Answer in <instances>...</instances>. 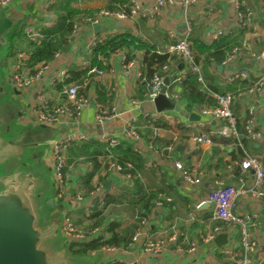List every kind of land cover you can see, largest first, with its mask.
I'll return each instance as SVG.
<instances>
[{"label": "crops", "instance_id": "obj_1", "mask_svg": "<svg viewBox=\"0 0 264 264\" xmlns=\"http://www.w3.org/2000/svg\"><path fill=\"white\" fill-rule=\"evenodd\" d=\"M46 2L47 0H11L6 6L0 7L1 29L5 30L4 36L10 35L13 25L23 20H25V26L29 22H38L43 28L45 22L52 20L48 8H43ZM107 3L108 0H71L70 6L81 11L98 12L104 10ZM131 4L133 8H136V14L126 15L123 18H118L115 13L103 16L100 20V28L96 32H94L93 26L81 25L77 32L72 34L67 48L57 53L49 62L48 68L43 72L42 76L21 93L16 91L8 81L7 67L10 58L6 56L4 48L0 50V80L2 76V80L12 89V99L16 101L17 105V108L12 112L3 109V114L0 113L3 124H6L2 130L3 137L15 140V146H17L19 140L24 138L20 129L40 126L48 130V135L43 139L30 132V136L33 137L32 143L23 144L22 147L27 150L31 148V150L28 154L23 151L22 162H25L28 169L41 178L37 171L31 168L27 161L24 160L25 156L36 158L35 156L38 152L34 149L37 145L41 146L40 159L49 174L48 180L52 189L54 186L51 180L45 143L47 140L59 136L60 133L68 131L69 128L65 125L58 127L39 125L33 122L30 109L35 104L37 88L41 85L49 91L52 88L49 83L50 80L60 70L72 66L80 67L85 65L89 44L94 39L129 31L144 41L155 43L158 47L167 49L184 33L185 18L181 0H172V3L157 8H154L155 0H131ZM248 6L253 10L252 22L246 28H238L235 25L236 11L234 0H196L188 11L191 17L190 35L194 39L190 40L192 42V51L198 55L224 47H231V51L235 46L239 48L231 63H212L207 67L203 75L205 81H203L206 89L211 93H233L235 99L231 105L232 112L235 115L238 113L240 117H245V123L250 116L253 117L255 120L254 130L260 133L262 138L252 139L249 136L254 144L252 155L260 157L264 168V0H251L248 2ZM139 11L145 13V15L140 16L138 14ZM79 16L80 14L75 19ZM30 49L28 42H24L20 45L17 52L21 50L29 52ZM142 54L143 50L136 49L133 52L132 63L129 66H125L123 62L125 52H115L107 60L109 63L108 69L104 70L102 76H98L97 79L111 92L112 99L108 105L114 106L117 111V116L106 121L103 125L96 124L94 120L95 107L92 102L93 97L98 101L94 86L92 83L88 87L86 86V93L91 101L81 109L79 129L89 139L101 141L99 139L103 134L122 138L125 121L134 119L135 123L141 117H146V115H150L155 110L153 103L145 100L144 95L141 99L136 95L135 84L141 75L143 67ZM172 65L173 67L170 68L169 72L171 77L173 76L174 78L178 72L184 73L182 71V63L178 64V66L181 65L179 68L175 67L174 64ZM217 65L221 66L218 67ZM241 68H246L249 71L247 78L232 81L228 79L232 71ZM239 81H246V84H239ZM200 89L206 93L202 85H200ZM3 92L4 88L0 84V94ZM237 93L241 96H237ZM133 99L138 101L135 107L130 104ZM172 102L179 105L180 109L179 111L168 109V112L173 115V120L168 122L161 118L165 123V127L152 128L154 134L161 140V148L149 141L146 134L139 135L138 140L134 143V148L136 147L146 160L145 168L140 173L142 184L151 188L163 189L164 192L160 193L159 197L163 195L170 198V200L162 199V203L158 204L156 203L159 200L158 198L154 202L151 212L140 221L139 227L135 229L132 235L137 230L143 232L145 236L151 239L175 235V241L170 244L166 251L159 255H153L143 251L142 246L138 242H133L131 235L127 238L125 244L114 245L115 249L112 252L99 250L95 253H90L88 259L79 260L82 264L115 259L124 261L126 264H220L218 253L224 255L220 251L221 248L217 247L214 241L203 242L200 235L216 225H221L224 229H227V224L215 217L216 209L212 203H208L203 207H197L196 205L208 198L210 192L214 193V189L221 186L224 179L229 180L232 166L238 164V162L233 161L226 167L217 169L214 168V165H216L218 159L231 160L229 153L236 146L213 141L210 145L196 143L194 137L200 133L209 134L217 126V121L200 114L201 109L205 105L198 110L187 111L185 101L181 98L178 97ZM1 109L0 105V111ZM192 112L197 113L200 119L190 121L188 114ZM7 115L10 116L8 123L5 120L8 119ZM200 121H204L206 124L200 126L198 124ZM177 122L180 123L181 128L175 126ZM10 125L18 132L13 133L11 136H5L4 132L10 130ZM213 137L219 138L218 136ZM165 145L167 146L165 147ZM175 160L180 161L185 168L199 175L201 177L200 183L191 189L185 188L179 172L173 167V161ZM13 161L18 162L17 159H13ZM10 165L12 169L18 163ZM85 168V164L80 161L67 168L68 180L65 192L61 197L56 194V199H59V208H56L55 211L60 213L62 218L64 214L69 215L72 220L80 212L86 215L85 209L80 204L81 201L75 198L76 193H81L84 198L82 203H85L87 194L81 188V179ZM242 174L243 176L240 178L248 186L251 181V174L244 171H242ZM98 179L103 180L104 183L109 181L108 186L105 184V190L108 194L116 195L122 190L133 188L131 181L125 182L118 177H109L103 173L102 169L96 173L93 181ZM239 183L240 180L238 183L232 182V186H236ZM46 186L47 184L45 183L41 190L42 196ZM48 198H52L54 202L53 196L47 195L45 201ZM258 204L259 201L244 195L237 198L234 209L253 210L258 207ZM137 211L129 209L124 202L123 204L109 205L104 211L107 218L103 224L106 225L110 220L115 219L122 226H130L136 219ZM60 225L61 223L58 224L59 234L61 235ZM76 226L78 229L83 230L78 225ZM251 232L260 243H264V215L259 217L256 225L251 228ZM190 236L194 237L187 245L186 242ZM65 243L67 242L65 241ZM192 243H195V249L192 252L179 251V249L190 248ZM260 255L257 253V256Z\"/></svg>", "mask_w": 264, "mask_h": 264}, {"label": "built area", "instance_id": "obj_2", "mask_svg": "<svg viewBox=\"0 0 264 264\" xmlns=\"http://www.w3.org/2000/svg\"><path fill=\"white\" fill-rule=\"evenodd\" d=\"M11 0H0V7L6 6ZM54 0H47L43 8L46 9ZM251 0H234V7L236 11L235 25L238 28L248 27L253 19V10L248 6V2ZM196 2V0H181L183 14H184V33L173 44L169 45L166 49L167 52L176 55L181 59L182 64L189 66L193 72L197 74L198 80L202 87L206 90V94L214 99V105H205L201 109L203 116L211 117L214 121H217V126L210 131L209 134L200 133L194 137L196 143L199 144H212L211 135L225 138H238L239 134L236 129V116L231 110V105L235 99V95L231 92L211 93L204 84L201 75V64L193 62L192 42L189 38L191 33V17L189 16V9ZM172 3V0H155V7L167 5ZM136 8L131 6L130 15H134ZM112 14L107 10H101L95 13L93 16L80 15L74 22L72 28V34L77 32L81 25L94 26L100 24V20L103 16ZM118 18L126 16L123 12H115ZM140 16H144L145 13L139 11ZM42 26L38 22H29L24 27V34L26 42L30 41L34 44H39L42 38ZM94 39L89 47L94 43ZM136 49H133L135 52ZM239 48L233 47L230 55L222 60L221 64H228L234 60L235 55L238 53ZM132 52V53H133ZM29 52L21 50L16 52L15 56L10 58L7 71L8 81L11 86L21 93L39 77L48 68L49 63L39 64L35 67L26 66V60H28ZM123 56V62H124ZM264 59V58H263ZM132 61L124 62L125 66H129ZM173 61L168 59L166 63L158 67V70L152 75L150 81L147 84V92L144 94V99L152 102L153 99L159 94L163 84V73H169ZM67 69H62L54 78L50 80L49 91L44 86H39L35 95V104L30 109L33 122L39 125L49 126H62L65 125L69 128L68 131H64L55 138H51L46 141V155L49 159V167L51 172V180L56 190L58 197H61L66 188L68 173L66 169L67 151L72 141L87 140L89 139L79 129V116L82 107L90 103V99L87 96L86 79L83 83H69L63 85L60 89L54 87L56 82H60L66 76ZM88 73H94L97 76H102L104 70L91 67ZM249 76V71L246 68L235 69L229 74V80L245 79ZM183 77V74L178 72L173 82L178 81ZM168 86V85H167ZM165 88L164 94L172 101L178 98V95L169 93ZM95 110V123L103 125L106 121L113 119L117 116V111L114 106H105L102 103L92 99ZM136 100H131L132 106H137ZM171 111V110H169ZM252 113V111H250ZM150 116L152 119L162 118L168 122L173 120V115L168 112L167 109L158 112L154 110ZM200 126L206 124L204 121L198 122ZM245 131L252 139H260L262 135L256 132L255 120L250 116L245 123ZM139 133L135 128L134 119L125 121L124 132L122 138L103 134L99 140L107 142L110 145H115L119 141H131L133 144L138 140ZM236 145V144H234ZM240 146V143H238ZM135 146V144H134ZM152 148V147H151ZM138 151V149L135 147ZM240 169L244 172L251 174V181L248 186L240 178V183L236 186L221 187L208 196V198L200 201L196 206L199 207L202 203H212L215 206V217L221 219L227 224V229H224L221 225H216L210 228L206 233L201 234L200 238L203 242H212L216 235L219 233H226L227 241L221 246V252L229 257L236 264H263L264 262V243H260L256 239L251 228L256 225L259 217L264 215V168L260 157L255 155H246L238 162ZM127 166H130L127 164ZM173 167L179 172L184 187L191 189L201 181V177L196 175L194 171H191L184 167L180 161H173ZM103 173L109 177H118L125 182L131 181V174L125 172L122 165L112 159H107L102 168ZM94 178V177H93ZM92 188L85 198L83 204V196L81 193H76L75 198L82 204L83 208L88 215L95 202H103L105 195V183L103 180L92 179ZM248 195L254 200L259 201L258 207L253 210L234 209V204L238 197ZM162 199L170 200V198L161 195L156 203L161 204ZM105 224L94 227L88 232H85L75 225L74 221L67 214L63 215L60 225V233L68 242L87 241L90 238L98 235H106ZM175 235L164 236L157 239L148 238L143 232L137 230L131 237L133 242H138L143 251L151 253L153 255H159L166 251L170 244L175 241ZM114 246H103L100 251L112 252ZM195 249V243H192L188 249H179V251L190 253ZM257 253L261 254L257 256Z\"/></svg>", "mask_w": 264, "mask_h": 264}, {"label": "trees", "instance_id": "obj_3", "mask_svg": "<svg viewBox=\"0 0 264 264\" xmlns=\"http://www.w3.org/2000/svg\"><path fill=\"white\" fill-rule=\"evenodd\" d=\"M70 2L71 0H54L48 6V12L51 13L52 20L50 22H45V26L41 30L42 38L39 44L27 41L31 49L29 51L28 60L25 62L26 66L32 68L39 64L49 63L57 53L67 48L68 41L72 36V28L76 16L79 14L93 16L97 13V11H81L75 9L70 6ZM131 6V0H108L104 9L111 13L123 12L126 15H130ZM24 26L25 20L17 22L13 25L10 35L6 37L7 44L3 48L5 49L7 57H14L20 45L26 42V37L23 32ZM189 38L194 40L191 35H189ZM133 49L143 50V67L141 75L138 77L135 84L136 95L140 99L147 92V84L155 71L158 70L159 66L166 63L168 59L172 60L174 66H177V68H179L178 64L182 63L180 58L167 52L163 47L160 48L155 43L144 41L139 36L129 31H124L107 35L104 38H97L88 49L85 65L67 68L64 79L60 82H56L54 87L60 89L65 84L72 82L83 83V81H85L84 79H86V86L88 87L92 83L97 100L107 106L112 99L110 90L97 79L98 76L96 74H89L88 70L91 67L107 70L109 67L107 61L109 56L117 51H124V62H128L133 58ZM192 53L193 62L201 64V75L205 81L203 75L207 67L212 63L220 64L222 60L230 55L231 47L214 49L203 55H198L193 51ZM171 67H173V65ZM182 71L184 72L183 77L175 82H172L173 76L171 77L169 73H163V77L167 76L169 78L167 91L171 94L174 93L178 95L179 98L184 100L187 111H191L192 109L198 110L203 105L213 106L214 99L201 91V83L198 80L197 74L193 72L189 66L184 64ZM241 83L246 84V81H239V84ZM236 95L241 96L239 93ZM108 107H110V105H108ZM234 110L236 111L235 108ZM235 116L236 129L239 134L238 138H216L211 136V140L215 143L236 144V147L232 148L229 153L231 160L224 161L223 159H218L216 165H214L215 169L226 167L233 161L239 162V160L246 155H252L254 144L245 131V117H240L238 113ZM179 124L180 123L177 122L175 126L181 128ZM134 125L139 135L146 134L149 141L161 148V140L152 130V128L165 127V123L161 118L152 119L148 114L146 117H141ZM238 143H240V146ZM166 146L167 145H165V147ZM107 159L119 162L124 171L131 174L133 188H130V190H122L116 195L107 193L103 202L94 203L88 215L80 212L77 214V217L73 218V221L85 232H88L94 227L101 226L106 221L107 216L104 214V211L109 205L123 204V202L132 211L138 210V214L135 221L130 226H122L118 220L113 219L105 225L106 235L94 236L87 241L65 243L64 245L70 259H88L90 253L99 251L103 246L125 244L127 238L139 227L140 221L146 218L151 212L154 202L159 198V194L164 192L161 188H151L142 184L140 173H142L145 168V157L134 148L131 141L127 140L119 141L115 145H110L107 142L94 139L72 141L67 151L66 169L79 161L85 164L86 168L81 179V188L85 194H88L92 188L91 182L93 177L103 168ZM127 164L130 166H127ZM242 176V170L239 165H233L229 180L224 179L221 187L232 186V182L238 183L239 178ZM214 190L216 191L217 187ZM211 194L213 193L210 192L209 195ZM58 201L59 199H54L56 206L59 204ZM84 222L85 224H83ZM193 237L194 236H190L188 238L186 242L187 245ZM218 257L220 264H236L234 261L227 258L226 255L224 256L218 253ZM89 264L126 263L115 259L104 262H89Z\"/></svg>", "mask_w": 264, "mask_h": 264}, {"label": "water", "instance_id": "obj_4", "mask_svg": "<svg viewBox=\"0 0 264 264\" xmlns=\"http://www.w3.org/2000/svg\"><path fill=\"white\" fill-rule=\"evenodd\" d=\"M99 28V24L94 25V32ZM4 33L0 21V50L7 44ZM163 84L152 101L154 109L158 112L165 109L179 111V105L164 94L169 84L168 77L163 78ZM188 118L196 121L200 116L192 112ZM2 126L0 118V264H82L79 260L70 259L66 248L54 246L59 236L58 223H41L39 199L45 181L22 162L23 153L16 154L15 140L3 137ZM13 159L18 160V165L4 171L8 161ZM105 184L108 186L109 181ZM47 204L54 206L53 199L48 198ZM204 205L207 203L200 206ZM213 241L217 247L223 246L227 241L226 233H219Z\"/></svg>", "mask_w": 264, "mask_h": 264}, {"label": "rangeland", "instance_id": "obj_5", "mask_svg": "<svg viewBox=\"0 0 264 264\" xmlns=\"http://www.w3.org/2000/svg\"><path fill=\"white\" fill-rule=\"evenodd\" d=\"M5 51V49H3ZM6 53V52H5ZM0 84L1 87L4 88V92L0 94V105H1V111L0 113L3 114V109H6L8 112H12L13 110H15L17 108L16 105V101L12 99V89L8 86V84H6L3 80H2V76H1V80H0ZM8 119H5L6 122L8 123L9 120V115ZM6 124L2 126V130L5 128ZM22 131V138L21 140H19L18 145L15 147V152L17 155H20L21 153L28 152L31 150L30 149H25L24 147H22L23 144H28V143H32L33 141V137L30 136L31 133L36 134L38 136L41 137V139H43L44 137H46V135H48V130L46 128H42L40 126L37 127H26V128H22L20 129ZM18 130L13 129L10 125V130H8L7 132H4L5 136H11L13 133H17ZM31 132V133H30ZM21 137V134H20ZM36 150L38 153L36 154V158H30L29 156H25L24 160L27 161V163L30 165L31 168L35 169L37 171V174L41 176V178L45 179V183L47 184L46 186V190L43 193V196L41 195V199L39 200V204H40V212L42 215V224H45L47 222H57L58 224L62 222V217L60 215V213L56 212L55 209L59 208L58 205L56 206V204L54 206H51L49 204H47V201H45V197H47V195H51L54 197V199H56V190L55 188L52 189L51 184L49 182V174L46 171L45 166L43 165V162L40 159V153L42 151L41 146L37 145V147L34 149ZM15 164L18 163L17 161H8V164L3 168L4 171H10L11 169V165L10 164ZM58 199V198H57ZM56 199V200H57ZM59 202V201H58ZM65 240L64 238L59 234L58 238L56 239L54 246L59 248V247H64L65 248Z\"/></svg>", "mask_w": 264, "mask_h": 264}]
</instances>
